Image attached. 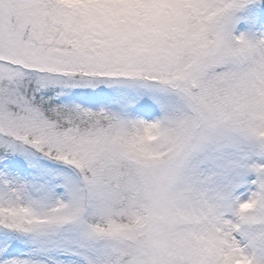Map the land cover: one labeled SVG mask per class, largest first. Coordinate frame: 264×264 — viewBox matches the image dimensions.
I'll use <instances>...</instances> for the list:
<instances>
[{
	"label": "snow or ice",
	"instance_id": "obj_1",
	"mask_svg": "<svg viewBox=\"0 0 264 264\" xmlns=\"http://www.w3.org/2000/svg\"><path fill=\"white\" fill-rule=\"evenodd\" d=\"M0 264H264V0H0Z\"/></svg>",
	"mask_w": 264,
	"mask_h": 264
}]
</instances>
